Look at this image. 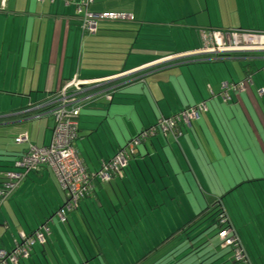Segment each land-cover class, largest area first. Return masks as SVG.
Returning a JSON list of instances; mask_svg holds the SVG:
<instances>
[{"label": "crops", "instance_id": "0c3cea01", "mask_svg": "<svg viewBox=\"0 0 264 264\" xmlns=\"http://www.w3.org/2000/svg\"><path fill=\"white\" fill-rule=\"evenodd\" d=\"M86 13L118 17L99 20L96 33L88 34L82 28ZM210 31L264 33V0H93L88 7L80 0H0V186L6 173L16 171L15 162L28 154L29 145L50 146L55 124L49 104L72 81H110L165 58L194 53ZM252 62L257 69L251 83H243L244 92H229V106L220 100L223 85L247 78L235 64H229L227 74L215 67L210 75L205 68L214 63L192 61L146 70L136 76L138 83L124 88L115 82L84 93L75 150L90 176L144 130L202 105L207 108L190 125L180 124L175 137L159 133L145 142L129 161L124 179L97 188L94 201H118L123 211L125 203H136L131 212L142 225L150 207L169 206L163 216L173 227L208 206L207 190L219 195L218 189L233 187L247 161L258 164L264 175V76L259 68L264 60ZM245 113L252 114L251 123L233 122ZM21 136L29 142L20 144ZM238 138L247 145L240 146ZM66 201L50 168L26 175L0 209V247L12 252L23 236L47 225ZM256 226L262 236L255 241L252 235L250 247L232 224L252 264H264V225Z\"/></svg>", "mask_w": 264, "mask_h": 264}, {"label": "trees", "instance_id": "16d2710c", "mask_svg": "<svg viewBox=\"0 0 264 264\" xmlns=\"http://www.w3.org/2000/svg\"><path fill=\"white\" fill-rule=\"evenodd\" d=\"M263 57L237 56L234 58L252 61L257 58L264 60ZM185 63L187 62L159 64L149 70H163L167 69L166 67L172 69ZM250 68V66L243 68L247 76L244 82L229 84L239 86L243 83H251L253 69ZM221 98L224 101L223 97ZM224 102L228 103L230 100ZM110 162L102 163L101 167ZM128 167L121 178L116 176L112 182L123 180ZM8 173L5 174L6 183ZM112 182L102 184L99 179L91 178L92 190L89 196L81 200L79 206L73 210H68V194L61 188L65 193L66 203L54 214L47 225L44 224L25 236L31 239L40 233L43 243H37L28 259L20 260L18 264H239L235 258L237 249L224 248V242L220 237L226 228H229V238L232 236L230 231L238 235L232 227L222 197H207L208 206L202 212L199 211L200 209L194 210L192 217L185 224L178 221L177 226L170 227L166 224L163 214L156 215L155 220L152 214L155 209L151 208V213L149 211L146 213L147 218L142 225L134 220L135 212H131V209L136 211V203L131 202V206L127 207L125 203L123 211L121 203L117 204L118 201L114 203L107 199L102 202L99 198L97 202L94 201L96 189L104 190V187ZM251 184L252 179H246L230 193L236 192L239 186ZM225 195L229 193L223 196ZM196 213H198L197 216ZM58 214L65 217L64 223L59 221ZM222 218L226 219V225H223ZM124 219H128L126 226ZM238 237L249 264H252L241 236L238 235ZM0 250L6 251L1 247Z\"/></svg>", "mask_w": 264, "mask_h": 264}, {"label": "built area", "instance_id": "2783aa9c", "mask_svg": "<svg viewBox=\"0 0 264 264\" xmlns=\"http://www.w3.org/2000/svg\"><path fill=\"white\" fill-rule=\"evenodd\" d=\"M2 1L7 2L8 0ZM38 1L44 2L45 0ZM56 1L51 0L52 3ZM65 2L66 4H70L73 0H65ZM92 2L93 0H80V5L88 7ZM117 17L112 15L100 17L86 13L83 17V32L95 34L99 20L105 18L116 19ZM130 21H133V19L131 18ZM237 56H264V33L210 31L202 36L201 50L194 53L172 56L140 70L124 73L110 81H72L49 104L51 107L50 116H52L55 124L50 146L39 149L29 145L28 154L15 162L14 168L16 172L8 173L6 175L8 182L0 188V207H2L10 194L18 188L26 175L39 173L44 167H48L53 171L61 188L68 194V210L76 209L81 200L88 197L92 190L91 178L99 179L102 184L112 182L116 176L121 178L129 165L130 159L136 155L137 150L145 142L155 138L159 133H162L164 136L171 135L175 137L180 124L190 125L201 113L207 112L206 106L202 105L188 110L174 119L160 122L157 128L144 130L138 137L131 140L127 148L120 151L112 162L103 164L98 174L90 176L87 174L84 165L74 149V142L78 137V122L82 111L81 105L86 101L83 95L88 90L107 87L108 84L111 85L115 82L120 83L116 85L118 88L134 85L139 81L136 77L138 74L155 68L159 64L192 61L216 63ZM244 90L243 84L239 86L224 84L223 99L224 101L230 100L228 95L230 91L244 92ZM260 96H264L263 91L260 92ZM18 142L20 144H27L29 140L27 136H21ZM57 217L61 223L65 222V217L62 214H58ZM222 222L223 225L227 224L224 218H222ZM45 232L47 231L45 230ZM230 232L232 234L231 238L228 237L229 228H226L220 235L224 242L223 247L237 249L236 261L239 264H249L238 235L233 231ZM37 243H43L42 234L37 233L31 239L23 236L22 243L17 245L12 252L7 253L0 250V264H18L20 260L28 259Z\"/></svg>", "mask_w": 264, "mask_h": 264}, {"label": "rangeland", "instance_id": "374dc122", "mask_svg": "<svg viewBox=\"0 0 264 264\" xmlns=\"http://www.w3.org/2000/svg\"><path fill=\"white\" fill-rule=\"evenodd\" d=\"M229 60H235V61H228V60H225L226 62L220 61L217 64L214 63L211 65H208L210 72L206 68H205V70L211 75L212 68L220 67V68H223L225 74H227V71L232 70L229 64H235L238 71L243 75V72H244L243 67H245V66H250L251 68H253V70L257 69V66L255 64L256 62L246 61L244 59L241 60L240 58H232ZM237 60H239V61H237ZM259 68H260V72H261L260 74L262 76H264V66L260 65ZM197 69H200V68H197ZM143 72H145V71H143ZM210 75H208V76H210ZM220 100L224 104H226V106H229V105H227L229 103H225L222 99H220ZM249 106H250V103H249ZM250 113H252V111H250ZM200 118H201V116H200ZM225 122H227V125H231V120H229V121L226 120ZM233 122L244 123V124L251 123L252 122V114L251 115L249 113H245V115L238 114L236 116V120H233ZM230 133L231 134L236 133L235 136H238L236 131H230ZM238 140H239L240 146H246L247 145L246 142L241 141L242 139L238 138ZM247 165H248L249 171H246ZM261 165L264 169V163H262ZM246 167L243 166V171L241 172L242 174L239 175L242 178H240L239 176L235 178V182H234L233 187H230L228 185V187H226L225 190L223 189V191L221 189H218L219 195L218 194L213 195L210 193L211 191H208V190H207V193H208V195L214 196L217 198H218V196H219V198L222 197L224 205H225V207L228 211L229 217L232 221V224L235 226V229L242 236L246 237L247 243L246 242L245 243L248 244L250 247H252V235H255L258 238V240H256V238H255V241H259V236H262L261 229L258 226H256V223L257 224L261 223L264 225V194H263L264 175H262V173H261L260 166H258V164L254 166L252 164V161H247ZM255 167H256V169L254 170ZM253 173H254V176L252 175ZM252 176L254 179H256V180L253 179V181H255L256 183L251 184V185H244L242 187L239 186L240 188L236 192H234L233 194L230 193V191H234V189L239 185V183L245 181L246 179H252ZM150 184H152V180H150ZM3 185H5V184H3ZM2 186H0V188ZM262 186H263V188H262ZM257 188H259L260 190ZM208 189H210V188H208ZM225 192L227 194L229 193V195L223 196L224 194H226ZM133 199H135V198H133ZM168 207L164 206V208H162L160 210H155L154 212H152V214H156V215L166 214V213H168V211H167ZM205 207L203 206V208L200 209L199 211L202 212L205 209ZM150 208H152V207H150ZM150 208L148 209L149 213H151ZM163 210H165V211H163ZM197 214L198 213H196L195 215L197 216ZM257 214H260V215L258 216ZM252 216H254L256 218L255 221L253 220ZM252 220H253V224H252ZM244 241H245V238H244Z\"/></svg>", "mask_w": 264, "mask_h": 264}]
</instances>
